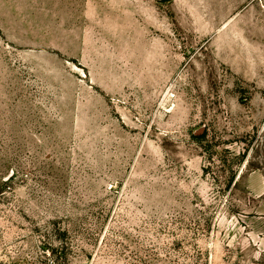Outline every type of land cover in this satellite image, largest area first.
Segmentation results:
<instances>
[{
	"label": "rangeland",
	"instance_id": "rangeland-1",
	"mask_svg": "<svg viewBox=\"0 0 264 264\" xmlns=\"http://www.w3.org/2000/svg\"><path fill=\"white\" fill-rule=\"evenodd\" d=\"M224 7L0 0V264H264V35Z\"/></svg>",
	"mask_w": 264,
	"mask_h": 264
},
{
	"label": "crops",
	"instance_id": "crops-1",
	"mask_svg": "<svg viewBox=\"0 0 264 264\" xmlns=\"http://www.w3.org/2000/svg\"><path fill=\"white\" fill-rule=\"evenodd\" d=\"M225 5V17L228 19L234 17L235 19H241L243 25L248 23L249 29L246 34L242 36H261L264 35V0H223ZM231 12H240L231 13ZM246 26V25H245Z\"/></svg>",
	"mask_w": 264,
	"mask_h": 264
}]
</instances>
